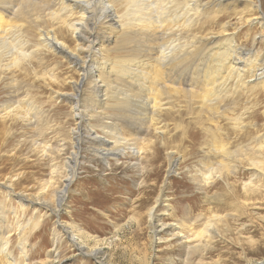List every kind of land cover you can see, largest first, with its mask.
<instances>
[{"label":"bare ground","instance_id":"obj_1","mask_svg":"<svg viewBox=\"0 0 264 264\" xmlns=\"http://www.w3.org/2000/svg\"><path fill=\"white\" fill-rule=\"evenodd\" d=\"M241 1L0 0V118L12 115L23 123L33 133L35 148L46 157H54L62 146L49 145L45 139L59 135L57 125L49 122L54 106L47 101L67 102L75 120L71 129L75 150L66 184L55 189L52 165L44 183L55 198L54 214L59 215L76 175L77 158L84 157V144L89 157L105 163L130 157L142 171V159L149 157L153 143L146 136L163 140L171 120L178 128L173 113L180 107L198 119L205 116L204 122L215 124L225 117L243 131L241 148L231 149L219 137V127L200 124L206 143L203 156L212 157L206 158V172L195 178L200 189L222 172L235 174L244 160L255 171L261 167L262 135L257 127L244 129L243 117L251 108L240 97H249L254 88L264 89V60L252 48L238 47L235 32H229V22H224L225 3L235 8ZM249 1L259 13L247 23L264 29L259 2ZM214 10L220 15L219 27L210 31L204 24L212 22ZM3 210L0 206V221ZM148 217L156 222L155 234L171 228L185 242L186 259L203 253L216 231L215 214L200 213L171 225L157 221L152 208ZM63 228L82 256L99 252L84 251L74 226ZM6 245L0 234V254ZM252 264H264V259Z\"/></svg>","mask_w":264,"mask_h":264},{"label":"rangeland","instance_id":"obj_2","mask_svg":"<svg viewBox=\"0 0 264 264\" xmlns=\"http://www.w3.org/2000/svg\"><path fill=\"white\" fill-rule=\"evenodd\" d=\"M253 1L259 2L264 15V0ZM251 2L243 0L236 9L225 3L224 22H229V32H235L238 47L252 48L264 60V29L247 23L250 16L259 13ZM210 16L212 22L204 27L217 30L220 15L214 10ZM240 99L251 108L244 114V129L257 127L262 135L259 159L263 163L256 171L244 160L235 174L222 172L200 189L195 178L206 172V158L212 160L203 156L201 149L206 143L200 124L219 127V137L231 149L241 145L243 131L225 117L215 124L204 122L205 116L198 119L180 107L173 113L178 128L174 129L171 120L163 140L153 134L146 136L153 143L147 151L149 157L142 159V171L133 166L130 157L119 161L110 158L108 163L89 157V146L84 144V157L77 158L76 175L58 216L51 210L56 206L55 198L44 183L50 177L51 165L56 169L55 189L63 188L70 174L68 165L75 150L71 129L76 124L69 104L47 101L54 106L49 122L57 125L59 135H46L45 139L54 147L62 145L54 157L42 155L33 145L32 131L12 115L0 118V206L4 209L0 234L7 242L0 264H252L264 259V89L254 88L249 97ZM150 208L157 221L169 225L200 213L215 214L216 231L207 240L208 248L186 259L185 242L171 228L155 234L156 222L148 217ZM67 225L75 227L84 251L98 248L99 252L82 256L65 233Z\"/></svg>","mask_w":264,"mask_h":264}]
</instances>
